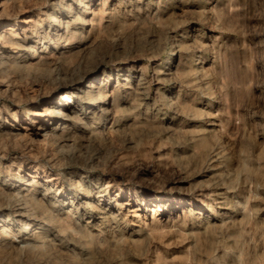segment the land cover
I'll return each mask as SVG.
<instances>
[{
  "label": "rangeland",
  "instance_id": "rangeland-1",
  "mask_svg": "<svg viewBox=\"0 0 264 264\" xmlns=\"http://www.w3.org/2000/svg\"><path fill=\"white\" fill-rule=\"evenodd\" d=\"M0 264H264V0H0Z\"/></svg>",
  "mask_w": 264,
  "mask_h": 264
},
{
  "label": "bare ground",
  "instance_id": "bare-ground-1",
  "mask_svg": "<svg viewBox=\"0 0 264 264\" xmlns=\"http://www.w3.org/2000/svg\"><path fill=\"white\" fill-rule=\"evenodd\" d=\"M31 22H32V20H29V21H27L26 23L27 24H31ZM28 26V25H27ZM29 28H31V25L30 26H28ZM99 96H100V101H99V104L98 105H100V104H102V103H104V100H103V97H102V95L99 93ZM170 98V97H169ZM66 99V98H65ZM64 102V101H63ZM66 102V101H65ZM65 104H67V103H65ZM88 104L90 105V106H92V105H94V103H93V101H89L88 102ZM64 106H66V105H64ZM95 106V105H94ZM97 107V106H96ZM100 107V106H99ZM72 111V110H71ZM65 113H67V112H65ZM47 114V113H46ZM70 115V114H69ZM64 116H68V115H64ZM48 117V116H47ZM49 119V118H48ZM63 119V118H62ZM65 120V119H64ZM59 126V125H58ZM56 132V131H55ZM34 169V168H33ZM16 215V214H15ZM18 216V215H17ZM25 218V217H24ZM25 222V221H24ZM27 223V222H26ZM36 223V222H35ZM34 223V224H35ZM21 225V224H20ZM29 225H33L32 223H29V224H26V228L27 229H30L31 228V226H29Z\"/></svg>",
  "mask_w": 264,
  "mask_h": 264
}]
</instances>
